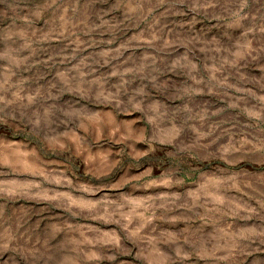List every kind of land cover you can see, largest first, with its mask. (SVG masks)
I'll return each mask as SVG.
<instances>
[{
  "label": "rangeland",
  "instance_id": "obj_1",
  "mask_svg": "<svg viewBox=\"0 0 264 264\" xmlns=\"http://www.w3.org/2000/svg\"><path fill=\"white\" fill-rule=\"evenodd\" d=\"M0 264H264V0H0Z\"/></svg>",
  "mask_w": 264,
  "mask_h": 264
}]
</instances>
